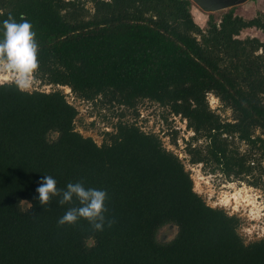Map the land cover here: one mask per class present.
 <instances>
[{
	"label": "trees",
	"instance_id": "trees-1",
	"mask_svg": "<svg viewBox=\"0 0 264 264\" xmlns=\"http://www.w3.org/2000/svg\"><path fill=\"white\" fill-rule=\"evenodd\" d=\"M92 3L91 14L81 0H0V21L23 15L33 25L35 78L62 87L0 85V264H264V239L246 243L240 219L208 206L179 156L137 123L139 103H156L193 131L189 163L228 179L251 176L264 158V41L241 35L264 31V12L246 19L230 8L201 28L191 0ZM211 94L232 121L210 108ZM77 102L112 128L102 144L78 131ZM45 174L58 188L106 189L112 225H60L76 202L34 199ZM167 225L178 232L163 243Z\"/></svg>",
	"mask_w": 264,
	"mask_h": 264
},
{
	"label": "rangeland",
	"instance_id": "rangeland-1",
	"mask_svg": "<svg viewBox=\"0 0 264 264\" xmlns=\"http://www.w3.org/2000/svg\"><path fill=\"white\" fill-rule=\"evenodd\" d=\"M81 1L84 2L85 9L92 14L94 12L92 0ZM253 1L254 3L247 1L236 6L237 14H240L246 19L255 17L258 14V11L262 9L261 7L264 8V0ZM258 2L260 3L259 5ZM248 5L253 7L249 12L246 11L248 10ZM254 6H257V8ZM227 10L208 13L203 11L195 3H193L192 6L194 20L201 28L207 27V22L211 14H214L219 18ZM248 36H258L264 41V31L255 28L245 30L241 35V39ZM33 81V85L29 91L40 90L52 92L56 89L62 88L56 86H44V84H40V81L37 80L35 76L33 77ZM66 90H68V88H64L65 92ZM216 98L217 97L213 94L208 96L210 108L217 114H220L223 119L232 121V112L228 109H224L220 102L218 104ZM68 100L73 103L72 100ZM216 106L219 107L213 109L216 108ZM76 107L80 111L75 122L78 131H80L85 137H93L99 145L102 144L104 137L102 132L105 130H112V128L109 127L108 123L102 120L98 115L97 109L92 110L91 106L89 107L86 106V104L79 102H77ZM138 111L140 112V117L137 119V123L141 125L146 132L157 133L160 136L164 147L179 156L185 165L186 171L191 174L194 183V190L203 197L206 204L212 208L222 209L230 216H237L240 219L239 233L245 239L246 243L264 239V158L259 160L260 163L255 160L252 162L255 166V170L251 176L244 180L235 178L228 179L220 173L213 174L210 171V168H205L202 164L193 165L189 163V157L185 150L187 142L191 141L194 133L187 128V124L183 118L179 116L174 118L172 114L170 115L168 113L166 108L149 101L140 102L138 105ZM126 113L127 116L125 120L135 122L133 111L127 110ZM165 116L167 117V121L165 120ZM240 147L242 151L246 149L244 144H241ZM236 193L238 194V200L232 198ZM227 195L232 198L229 205H226L225 202H223ZM23 206L28 207L29 204L24 202ZM177 232V226L167 225L159 231L158 239L163 243L170 242L175 238Z\"/></svg>",
	"mask_w": 264,
	"mask_h": 264
},
{
	"label": "clouds",
	"instance_id": "clouds-1",
	"mask_svg": "<svg viewBox=\"0 0 264 264\" xmlns=\"http://www.w3.org/2000/svg\"><path fill=\"white\" fill-rule=\"evenodd\" d=\"M31 21L21 15L0 21V84L11 82L17 90L27 92L33 85V77L39 68V43ZM57 180L49 174L38 181L34 197L43 206L52 197H58L60 205L69 207L58 223L76 224L86 219L95 231H103L105 224L111 226L113 220L106 217L108 192L103 188L86 187L83 182H69L65 188L57 187Z\"/></svg>",
	"mask_w": 264,
	"mask_h": 264
},
{
	"label": "water",
	"instance_id": "water-1",
	"mask_svg": "<svg viewBox=\"0 0 264 264\" xmlns=\"http://www.w3.org/2000/svg\"><path fill=\"white\" fill-rule=\"evenodd\" d=\"M203 11L216 13L241 5L249 0H191Z\"/></svg>",
	"mask_w": 264,
	"mask_h": 264
},
{
	"label": "bare ground",
	"instance_id": "bare-ground-1",
	"mask_svg": "<svg viewBox=\"0 0 264 264\" xmlns=\"http://www.w3.org/2000/svg\"><path fill=\"white\" fill-rule=\"evenodd\" d=\"M237 195H238L237 193L234 194L232 198L235 199V200H238L239 198L237 197ZM232 198H230L229 195H227V196H225L223 202H225L226 205H229V203H230V201H231ZM243 201H244V200H243ZM243 201H242V202H243ZM237 203H238V202H237ZM240 206H241V205H240ZM246 206H247V205H246ZM237 208H238V207H237ZM255 213H256V212H255Z\"/></svg>",
	"mask_w": 264,
	"mask_h": 264
},
{
	"label": "built area",
	"instance_id": "built-area-1",
	"mask_svg": "<svg viewBox=\"0 0 264 264\" xmlns=\"http://www.w3.org/2000/svg\"><path fill=\"white\" fill-rule=\"evenodd\" d=\"M52 87V86H51ZM67 95H68V99H70V100H72L73 102H74V97L72 96V92H71V90L68 88V90H66V92H65ZM70 96V97H69ZM210 96V95H209ZM217 99V103L219 104V100H218V98H216ZM70 102V101H69ZM71 103V102H70ZM217 107H219V106H216V108H213V109H217ZM180 117V116H179ZM175 118V117H174ZM185 121V123H187L186 122V120H184Z\"/></svg>",
	"mask_w": 264,
	"mask_h": 264
},
{
	"label": "crops",
	"instance_id": "crops-1",
	"mask_svg": "<svg viewBox=\"0 0 264 264\" xmlns=\"http://www.w3.org/2000/svg\"><path fill=\"white\" fill-rule=\"evenodd\" d=\"M250 3H254V2H250ZM263 3H264V2H263ZM259 4H260V3L258 2V5H259ZM254 7H255V6H254ZM255 8H257V6H256ZM261 8H262L261 10L264 12V8H263V7H261ZM247 9H248V10H246V11L249 12L250 10L253 9V7H251V5H250V6L248 5V6H247ZM255 12H256V11H255Z\"/></svg>",
	"mask_w": 264,
	"mask_h": 264
}]
</instances>
